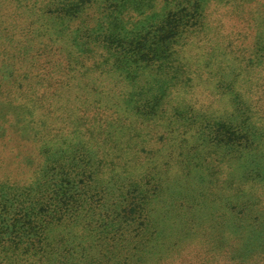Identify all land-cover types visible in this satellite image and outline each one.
Returning a JSON list of instances; mask_svg holds the SVG:
<instances>
[{
	"label": "trees",
	"instance_id": "obj_1",
	"mask_svg": "<svg viewBox=\"0 0 264 264\" xmlns=\"http://www.w3.org/2000/svg\"><path fill=\"white\" fill-rule=\"evenodd\" d=\"M0 264H264V0H0Z\"/></svg>",
	"mask_w": 264,
	"mask_h": 264
},
{
	"label": "rangeland",
	"instance_id": "obj_2",
	"mask_svg": "<svg viewBox=\"0 0 264 264\" xmlns=\"http://www.w3.org/2000/svg\"><path fill=\"white\" fill-rule=\"evenodd\" d=\"M248 1H250V0H246V3ZM10 71L11 70L8 67L3 68L2 72H3L5 78L9 75Z\"/></svg>",
	"mask_w": 264,
	"mask_h": 264
}]
</instances>
